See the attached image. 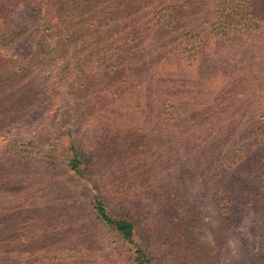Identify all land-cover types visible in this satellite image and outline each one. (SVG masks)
<instances>
[{"label":"trees","instance_id":"16d2710c","mask_svg":"<svg viewBox=\"0 0 264 264\" xmlns=\"http://www.w3.org/2000/svg\"><path fill=\"white\" fill-rule=\"evenodd\" d=\"M210 51L240 61L202 68ZM52 77L53 90L41 89ZM59 99L71 105L64 124L83 109L87 120L123 126L141 184L147 167L157 168L139 156L153 117L166 129L161 167L170 170L194 143L190 155L202 170L192 178L218 205L220 228L262 231V247L244 237L247 253L231 264H264V0H0V131L50 113ZM194 123L206 126L205 142L192 141ZM51 132L0 148V264H163L154 248L181 242L182 264L207 263L214 247L193 235L201 210L186 198L187 184L152 194L172 228L169 243L157 233L154 244L124 204L94 192L76 205L72 194L92 159L72 128L60 150L39 149ZM181 161L184 182L194 169Z\"/></svg>","mask_w":264,"mask_h":264},{"label":"rangeland","instance_id":"374dc122","mask_svg":"<svg viewBox=\"0 0 264 264\" xmlns=\"http://www.w3.org/2000/svg\"><path fill=\"white\" fill-rule=\"evenodd\" d=\"M2 2H4V0H1V3ZM32 49H35V45H31L29 48L27 47L25 51L30 52ZM14 50H21V46H15L10 49L9 52L12 53ZM238 61H240V57L236 58L233 55L227 56L221 52L210 51L203 61L204 66H202V68L211 66V69L227 70L230 68L232 69V66ZM36 66L37 63L34 65V70ZM49 72V69L45 70V75ZM36 81L38 82L37 79ZM53 81L55 82L54 77L50 79V82H46L41 89L47 90L48 92L52 91L53 88H51L50 85ZM48 84L49 87L44 88ZM35 86L38 87L36 84ZM67 106L71 107V105L59 99L50 113L46 115H30L20 120L14 126L0 131V148L4 149L6 144L13 139L24 141L33 139L38 141L47 131H52L50 137H48L49 141H45V144H38L39 149L48 150L50 147H56L60 150L68 143L69 136L66 132L68 129L72 128L75 132V136L85 146L86 151L92 159L87 169V179L80 183L78 189H76L77 191L72 194L74 195L73 199L76 201V205L84 207V201L87 200L91 193H99L108 197L109 201L113 204L120 202V204L127 206V208L125 207L127 211L129 209L135 215L137 214L138 218L141 220V227L145 229L144 231L146 235L148 234L152 243H159V238L156 236L157 233H159L160 236H164L167 240L166 242L169 243L171 239L168 237L172 236V228L168 218H165L163 213V208L165 206L161 201L154 199L152 194L165 192L168 186L173 188L176 187L175 185L178 183H185L189 188L186 198L188 197L190 200L195 201L201 210V213L198 215L201 216L198 226L195 227L192 225L191 227L193 235L199 242L208 243L211 249L214 247L206 260L207 263L205 262L206 264H231L233 258L241 257L242 254L245 255L248 246L244 243V237L249 241L253 250H259L260 247H262V239L259 240L257 236L262 234L261 229L254 235L249 231L248 226H246L247 223L244 225L240 223L243 226H238L230 230L220 228L221 214H219L217 210L218 205H215L212 200L209 201L208 196H201V185L199 186L198 179L193 180L192 178L196 176L197 172L202 170V165L198 164V159L190 155L191 152L194 151L192 149V144L195 146L194 143L186 144L188 151H182V154L179 153L177 155L176 160H171L173 165L170 170L161 167L162 160L159 159L163 158L166 140L164 120L153 117L154 121L147 123L146 128L148 130L146 133L149 147H146L139 156H142V158L147 156L146 160L150 163L152 162L155 164L156 160H158V162L157 168L156 165H154V167H152L153 165L147 167L149 170L147 182H149V184H147V182L141 184L136 166L133 163L137 162V159L131 155V148L128 144L131 141V139L128 138L133 137L125 136L128 137L125 139L122 137L124 130L123 126H114L111 122H93L92 119L87 120L83 109L79 110L80 115L78 118L73 119L72 124H64ZM205 127L206 126L202 123H194L192 125L190 131H192L193 134L190 137L193 142L197 143L202 141L203 143L208 139ZM201 138L202 140H200ZM226 139L225 137V140ZM249 141H252V139ZM219 145L225 147L226 142L222 141ZM136 148L137 147L134 146L133 150ZM181 157L183 160L181 162L183 164L194 169L193 174L185 178L184 182L178 180L180 174L184 170V168H180L177 163ZM120 158L126 159L120 162ZM166 173H171L173 175L171 185L168 183L169 178ZM193 184L195 185L194 188L191 187ZM67 187L71 192L73 191L69 184H67ZM184 190L185 189H180L182 192ZM180 191L177 192V195L182 198L183 195ZM173 198H176V196H173ZM121 199L125 200L123 201ZM164 201L163 199V202ZM182 214L181 212L180 215ZM89 221L90 219L87 220V223H93L95 226L92 231L97 234L101 247L105 250H109L110 240L100 237L102 230L96 226L94 222ZM158 248L159 249L154 248L155 252L161 257L166 258L163 264H182L183 242L178 245H173V247L168 244L160 245ZM242 248L244 251L243 253L241 251Z\"/></svg>","mask_w":264,"mask_h":264}]
</instances>
